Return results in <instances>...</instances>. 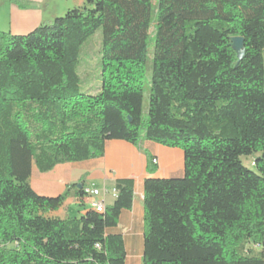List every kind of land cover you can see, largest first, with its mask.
Returning a JSON list of instances; mask_svg holds the SVG:
<instances>
[{
    "label": "trees",
    "instance_id": "1",
    "mask_svg": "<svg viewBox=\"0 0 264 264\" xmlns=\"http://www.w3.org/2000/svg\"><path fill=\"white\" fill-rule=\"evenodd\" d=\"M99 32L91 93L80 68ZM113 139L185 154L182 177L144 182L143 264H264V0H86L28 34L0 32V264H126L111 229L133 208V179L115 181L103 212L83 182L56 196L30 182ZM70 197L82 216L51 215Z\"/></svg>",
    "mask_w": 264,
    "mask_h": 264
},
{
    "label": "crops",
    "instance_id": "2",
    "mask_svg": "<svg viewBox=\"0 0 264 264\" xmlns=\"http://www.w3.org/2000/svg\"><path fill=\"white\" fill-rule=\"evenodd\" d=\"M56 0H0V32L24 35L42 24L52 23L57 15L69 9L81 7L86 0H62L61 9L49 13ZM158 159L157 170L148 172V156ZM185 172V154L177 147L143 139L139 146L124 140H108L103 157L80 163L58 165L53 171L43 173L35 181V189L41 195L56 196L65 192L68 185L83 182L85 186L96 185L111 190L117 179H133L135 183L134 204L130 210L121 213L119 224L111 229L124 238L126 264H143L144 258V182L149 177H182ZM33 174V173H32ZM110 199V200H109ZM115 197L104 194L106 205ZM86 211L76 197H70L65 204L51 215L63 219L82 216Z\"/></svg>",
    "mask_w": 264,
    "mask_h": 264
},
{
    "label": "rangeland",
    "instance_id": "3",
    "mask_svg": "<svg viewBox=\"0 0 264 264\" xmlns=\"http://www.w3.org/2000/svg\"><path fill=\"white\" fill-rule=\"evenodd\" d=\"M56 7L51 6L49 13L53 11H57L61 9L62 0H56ZM65 13H61L57 16H63ZM154 31V28H153ZM154 44L153 38L150 40V47L152 48ZM99 49H100V32L93 39L90 47H88L87 54L83 56V62L80 68V72L82 74L83 79L85 80V88L88 92L96 93L99 90V78H98V58H99ZM151 60V59H150ZM150 68L151 62H149V69L147 72L148 79L150 80ZM150 100V82L147 81L145 84V110H147ZM243 161L246 166L252 167L253 158L252 157H244ZM43 173H40L36 168L33 170V174L31 177V185L35 189V181L41 179ZM34 185V186H33ZM36 190V189H35ZM37 191V190H36ZM38 192V191H37ZM40 193V192H39ZM110 200V199H109ZM257 249H262L259 245L256 246Z\"/></svg>",
    "mask_w": 264,
    "mask_h": 264
},
{
    "label": "built area",
    "instance_id": "4",
    "mask_svg": "<svg viewBox=\"0 0 264 264\" xmlns=\"http://www.w3.org/2000/svg\"><path fill=\"white\" fill-rule=\"evenodd\" d=\"M153 163L157 164L158 159H153ZM111 194L112 196H116L115 187L111 190L100 188L96 185H90L84 187V202L86 204H96V211L103 212L106 208L105 200H103L104 194Z\"/></svg>",
    "mask_w": 264,
    "mask_h": 264
},
{
    "label": "water",
    "instance_id": "5",
    "mask_svg": "<svg viewBox=\"0 0 264 264\" xmlns=\"http://www.w3.org/2000/svg\"><path fill=\"white\" fill-rule=\"evenodd\" d=\"M231 47L236 52L238 57V63H240L245 58V40L243 37H232Z\"/></svg>",
    "mask_w": 264,
    "mask_h": 264
},
{
    "label": "bare ground",
    "instance_id": "6",
    "mask_svg": "<svg viewBox=\"0 0 264 264\" xmlns=\"http://www.w3.org/2000/svg\"><path fill=\"white\" fill-rule=\"evenodd\" d=\"M87 205L91 206L93 209L96 210V204H87Z\"/></svg>",
    "mask_w": 264,
    "mask_h": 264
}]
</instances>
